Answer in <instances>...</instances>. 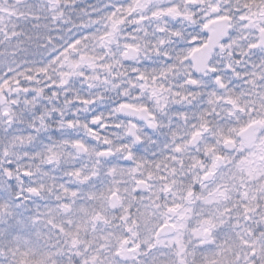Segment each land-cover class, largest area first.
Wrapping results in <instances>:
<instances>
[{
	"label": "snow or ice",
	"instance_id": "snow-or-ice-1",
	"mask_svg": "<svg viewBox=\"0 0 264 264\" xmlns=\"http://www.w3.org/2000/svg\"><path fill=\"white\" fill-rule=\"evenodd\" d=\"M0 264H264V0H0Z\"/></svg>",
	"mask_w": 264,
	"mask_h": 264
},
{
	"label": "trees",
	"instance_id": "trees-1",
	"mask_svg": "<svg viewBox=\"0 0 264 264\" xmlns=\"http://www.w3.org/2000/svg\"><path fill=\"white\" fill-rule=\"evenodd\" d=\"M8 2L10 3V2H11V0H8Z\"/></svg>",
	"mask_w": 264,
	"mask_h": 264
}]
</instances>
